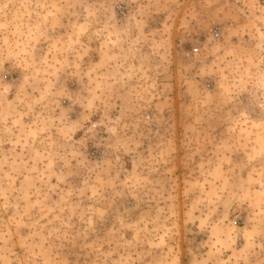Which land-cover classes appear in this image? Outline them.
<instances>
[{
  "label": "rangeland",
  "instance_id": "rangeland-1",
  "mask_svg": "<svg viewBox=\"0 0 264 264\" xmlns=\"http://www.w3.org/2000/svg\"><path fill=\"white\" fill-rule=\"evenodd\" d=\"M0 264H264V0H0Z\"/></svg>",
  "mask_w": 264,
  "mask_h": 264
}]
</instances>
